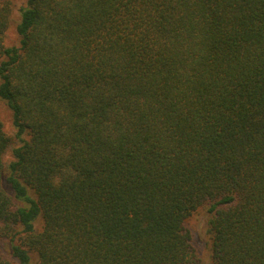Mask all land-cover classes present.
<instances>
[{
    "label": "trees",
    "instance_id": "1",
    "mask_svg": "<svg viewBox=\"0 0 264 264\" xmlns=\"http://www.w3.org/2000/svg\"><path fill=\"white\" fill-rule=\"evenodd\" d=\"M264 264V0H0V264Z\"/></svg>",
    "mask_w": 264,
    "mask_h": 264
},
{
    "label": "rangeland",
    "instance_id": "2",
    "mask_svg": "<svg viewBox=\"0 0 264 264\" xmlns=\"http://www.w3.org/2000/svg\"><path fill=\"white\" fill-rule=\"evenodd\" d=\"M209 216L207 206H201L186 221V227L191 232L194 244L200 251L202 264H212L211 250L206 236Z\"/></svg>",
    "mask_w": 264,
    "mask_h": 264
}]
</instances>
